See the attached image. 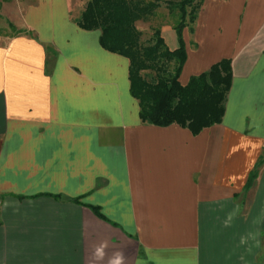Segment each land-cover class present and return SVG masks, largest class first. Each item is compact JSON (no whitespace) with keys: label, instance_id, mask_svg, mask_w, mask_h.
Here are the masks:
<instances>
[{"label":"crops","instance_id":"crops-1","mask_svg":"<svg viewBox=\"0 0 264 264\" xmlns=\"http://www.w3.org/2000/svg\"><path fill=\"white\" fill-rule=\"evenodd\" d=\"M87 1L0 0V264L117 251L124 264H264V174L244 189L264 151V26L242 31L247 0L226 47L203 54L207 0L181 31V86L221 59L232 75L220 124L195 136L139 121L127 60L75 25ZM160 37L177 47L172 28Z\"/></svg>","mask_w":264,"mask_h":264},{"label":"trees","instance_id":"trees-1","mask_svg":"<svg viewBox=\"0 0 264 264\" xmlns=\"http://www.w3.org/2000/svg\"><path fill=\"white\" fill-rule=\"evenodd\" d=\"M169 3L178 14L172 27L177 47L172 51L166 48L158 30L152 31L150 45L140 44V33L134 23L152 14L157 7L154 2L88 0L75 25L83 31H98L100 48L127 60L129 94L137 102L138 119L142 124L155 127L176 125L195 136L221 122L231 85L230 61L219 60L181 86L177 81L185 61L181 31L194 22L202 0ZM147 71L154 72L149 81L142 74ZM257 167L256 163L249 172L244 189L254 179ZM90 209L103 219L97 208Z\"/></svg>","mask_w":264,"mask_h":264},{"label":"rangeland","instance_id":"rangeland-1","mask_svg":"<svg viewBox=\"0 0 264 264\" xmlns=\"http://www.w3.org/2000/svg\"><path fill=\"white\" fill-rule=\"evenodd\" d=\"M144 2H154L157 7L149 17L144 20H138L134 23L135 29L140 33V44L147 46L152 42V31L158 30L163 26L173 27L177 21V11L169 2H178L180 0H142ZM245 0H225L214 1L207 0L197 23L196 36L202 44L203 54L213 50L226 47L231 41L232 28L235 20L242 10V3ZM264 26V0H247L246 9L242 16L243 32H247L250 26ZM189 26V25H188ZM187 26V27H188ZM220 28L221 32L217 31ZM222 28H224L222 30ZM167 40L166 35L164 34ZM170 67V65H168ZM146 80L153 79L154 72L147 71L142 73ZM258 173L264 174V151L257 160ZM251 184V183H250Z\"/></svg>","mask_w":264,"mask_h":264},{"label":"clouds","instance_id":"clouds-1","mask_svg":"<svg viewBox=\"0 0 264 264\" xmlns=\"http://www.w3.org/2000/svg\"><path fill=\"white\" fill-rule=\"evenodd\" d=\"M107 247V242H102L100 246H97L95 249V252L97 254H100L97 256V259L102 260L103 259V249ZM126 260V257L124 256V253L122 251L114 252L112 257L109 260V264H112V261H115L116 264H124V261Z\"/></svg>","mask_w":264,"mask_h":264},{"label":"water","instance_id":"water-1","mask_svg":"<svg viewBox=\"0 0 264 264\" xmlns=\"http://www.w3.org/2000/svg\"><path fill=\"white\" fill-rule=\"evenodd\" d=\"M61 200H64V198L61 197Z\"/></svg>","mask_w":264,"mask_h":264}]
</instances>
